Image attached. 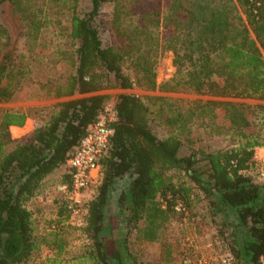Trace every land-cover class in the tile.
Returning <instances> with one entry per match:
<instances>
[{
  "label": "trees",
  "instance_id": "1",
  "mask_svg": "<svg viewBox=\"0 0 264 264\" xmlns=\"http://www.w3.org/2000/svg\"><path fill=\"white\" fill-rule=\"evenodd\" d=\"M0 1L16 13L21 39L39 37L40 9L28 0ZM50 1L72 12L74 71L57 86L55 98H73L55 103L47 119L19 138L10 128L24 126L29 112L0 111V264H26L42 243L57 251L45 264H61L66 228L80 229L87 242L73 264H175L173 253L157 262L142 260L131 235L138 244L161 241L167 227L202 200L225 227L221 234L235 264H257L264 253V181L249 171L256 149L264 147V0H91L85 11L84 0ZM109 3L115 40L105 45L99 27L107 28L102 14ZM11 44L0 23V103L10 101L30 74L27 55ZM166 50L173 52L175 66L173 78L162 85L167 90L258 102L118 94L114 133L94 193L83 203V225L68 223L61 194L48 225L53 241L37 239L32 205L59 168L66 167L59 183L71 188L67 162L111 100L102 91L132 87L127 63L155 87L156 65ZM196 125L230 135L232 144L194 147Z\"/></svg>",
  "mask_w": 264,
  "mask_h": 264
},
{
  "label": "rangeland",
  "instance_id": "2",
  "mask_svg": "<svg viewBox=\"0 0 264 264\" xmlns=\"http://www.w3.org/2000/svg\"><path fill=\"white\" fill-rule=\"evenodd\" d=\"M42 14L43 26L37 39L28 37L20 38L19 21L16 19L9 2L0 1V23L6 27L11 34V49L19 53L26 54L29 62L30 74L25 76L21 89L15 96L7 102L0 103V111L5 109H26L29 117L24 126L10 128L13 138L22 137L31 132L38 124L47 119L52 110V106L68 98H55L57 96V86L64 85L69 80L70 74L74 71L73 59L74 50L77 42L69 37V23L72 12L63 6L50 0H28ZM91 0H84L83 11H85ZM113 4H106L103 9L102 19L107 28L100 26V36L105 45L114 42V37L109 29ZM264 56V50H262ZM174 54L172 51H164L159 57L155 69L156 86L146 81L140 80L136 75L130 63L125 65V70L133 79V85L127 89L109 88L103 93L111 96L108 104H114L115 97L120 93H131L143 97L167 96L175 99L194 100H222L235 104L253 105L258 101L249 98H214L205 95H198L185 89L167 90L162 86L175 75V66L173 65ZM193 146L207 150H215L230 146L232 140L230 135L212 134L209 128L196 125L191 134ZM264 155V151L262 153ZM256 177L255 171L251 173ZM60 181V177L56 178ZM50 180L48 187L51 185ZM54 184V183H53ZM34 214V229L37 239H46L53 241L54 232H51L48 225L49 221L57 209H52L49 205H43L41 199H36L32 205ZM221 220L216 221L211 217L208 203L206 200L197 202L193 208L185 213L181 222L173 221L166 229L161 241L152 243L138 244L135 241V235H131L133 248L139 252L142 260L146 262H157L166 253L175 255V264L180 260L184 249L196 243V235H204L206 229L216 228L218 233L225 232V227ZM223 226V227H222ZM73 229V228H72ZM66 228L63 234L65 247L61 255V264H73L71 262L75 256L83 253L87 244L80 229ZM49 244V243H48ZM47 243H42L40 248L34 253L33 257L26 264H45V261L57 255L56 248H52Z\"/></svg>",
  "mask_w": 264,
  "mask_h": 264
},
{
  "label": "built area",
  "instance_id": "3",
  "mask_svg": "<svg viewBox=\"0 0 264 264\" xmlns=\"http://www.w3.org/2000/svg\"><path fill=\"white\" fill-rule=\"evenodd\" d=\"M116 117L114 104H107L102 116L90 127L87 136L68 159L67 165L72 175V185L70 189L67 185H62L59 190L67 200V210L70 213L68 223L74 226H81L84 223L86 209H83V203L85 201H82L80 197L91 186L95 187L100 178V160L108 149L111 136L114 133L113 123L116 121ZM260 148L264 147L256 149L254 162L249 172L255 171L256 180L263 182L264 155ZM98 173L99 178L95 181ZM53 228L56 226L54 225ZM186 249H189L194 255L184 252L176 264H233L230 253L225 250L221 253L217 252L214 263V259L202 255L194 248V245H190ZM257 264H264V253L260 256Z\"/></svg>",
  "mask_w": 264,
  "mask_h": 264
},
{
  "label": "crops",
  "instance_id": "4",
  "mask_svg": "<svg viewBox=\"0 0 264 264\" xmlns=\"http://www.w3.org/2000/svg\"><path fill=\"white\" fill-rule=\"evenodd\" d=\"M18 126H12V128H16ZM261 152L263 153L264 148H260ZM68 166V165H67ZM66 172V167L59 168L54 174L50 175L48 178L50 180L51 185H49L48 190L45 194H42L37 199H41L43 201V205H49L52 209H56L57 202L56 199L61 197V194L64 195L60 190L59 187L65 184H60L56 178H62V175ZM99 178V173L97 174L95 181ZM94 181V182H95ZM54 183V184H53ZM94 193V187L91 186L89 189L84 191L81 195L80 199L82 201H86L92 197ZM204 235H196V243L194 244V248L200 252L202 255L214 259L215 255L218 251H227L230 253V256L233 259V264L236 263L235 255L232 251L231 246L229 245L228 240L221 234L218 233L217 229L214 227L212 229H206L204 231Z\"/></svg>",
  "mask_w": 264,
  "mask_h": 264
}]
</instances>
